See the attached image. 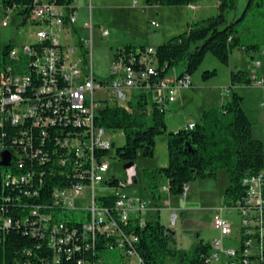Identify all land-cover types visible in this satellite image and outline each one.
Listing matches in <instances>:
<instances>
[{
    "label": "built area",
    "instance_id": "built-area-1",
    "mask_svg": "<svg viewBox=\"0 0 264 264\" xmlns=\"http://www.w3.org/2000/svg\"><path fill=\"white\" fill-rule=\"evenodd\" d=\"M5 11L2 25L10 24V14L17 15L20 24L33 26V41L20 46L10 44L8 49L4 47L0 52V176L7 184L32 185L39 177L35 170L16 175L5 162H22L25 158L45 162L49 154L37 144L38 141L45 142L48 130H55L59 133L57 144L68 154V161L62 159L60 163L66 167L67 174L77 175L79 180L68 187L54 188L53 199L81 223L82 230L79 236L77 229L71 231L63 223L52 228L53 232L62 233L59 237L53 235L49 242L54 250V261L80 250L81 246L76 245L75 240L81 238L86 241V247L94 249L102 234L113 238L105 244L107 250H119L126 264H140V255L134 248L139 239L133 233H125L121 225H128L132 219L139 220L142 225L146 220L142 213L147 210V203L124 191L134 182V174L128 181L115 176L108 178L110 163L107 155L115 144L109 138L112 130L97 126L96 118L101 108L107 105L128 107L141 93L152 95L154 101L167 111L168 105L177 100L179 91L192 87V75L169 72L158 81L151 79L158 65L157 48L145 46L144 50H137V56L124 49L115 51L111 76L107 79L98 77L93 66L84 63L86 39L77 42V46L62 42L63 34L67 36L75 29V0L72 5L34 0V7L26 14L16 7ZM151 25L160 27L157 21H151ZM107 34L105 30L104 35ZM251 78L256 84L264 85V79ZM8 124L24 128L19 136L13 137L12 145L5 142L9 135L5 131ZM195 125V122H189L186 126L192 129ZM100 150L108 154L98 157ZM72 160L74 162L69 164ZM114 180L118 182L117 186H112ZM242 181L247 187L246 196L236 210L241 217L240 228L248 237L244 254L256 255L264 264V172L248 174ZM100 183L107 184L110 192L98 194L96 186ZM185 189L187 192L189 186ZM164 190L169 191L167 185ZM86 191L90 192L88 197ZM110 196L114 197L112 205L100 203V197ZM83 201H86L84 205ZM233 210L220 206L214 213L213 225L224 237L233 227L224 213L230 214ZM33 213L38 214V211ZM133 213L137 216L133 217ZM177 217V209H173V225ZM11 223L10 219L4 221L5 227ZM211 244L218 251L210 254L207 261L220 257V240L213 239ZM225 254L238 257L237 249L225 250ZM77 264H89V261L78 260ZM95 264L107 263L102 256Z\"/></svg>",
    "mask_w": 264,
    "mask_h": 264
},
{
    "label": "trees",
    "instance_id": "trees-1",
    "mask_svg": "<svg viewBox=\"0 0 264 264\" xmlns=\"http://www.w3.org/2000/svg\"><path fill=\"white\" fill-rule=\"evenodd\" d=\"M1 1L4 9L16 7L23 10L24 14L34 7V0ZM52 1L58 5L74 3V0ZM146 2L152 6H178L190 5L196 0ZM254 4L260 6L263 2L249 0L248 7H253ZM236 6L237 0H218L216 14L189 22L187 30L157 46L158 65L151 79L158 81L181 63H185L184 72L192 75L202 65L208 53L213 54L221 63L228 64L230 54L235 48L239 47L247 52L258 50L259 44L245 43L239 33L237 25L244 16L228 23L226 13L236 9ZM4 47L8 49L10 44ZM122 49L137 56V50H144L145 46L126 43L115 51L122 52ZM135 65L138 69L139 65ZM216 74L215 69L205 70L202 76L207 80ZM240 83L252 84L251 76L244 71L232 72V86ZM243 100L242 95L232 91L230 100L221 107L204 111L201 122H197L194 128L184 126L177 131L167 132L165 108L154 100L150 102L149 94L141 93L133 98L128 107L107 105L101 108L96 125L107 130L121 129L124 132L126 142L117 148V157L126 163L134 162L140 152L145 157H153L157 137L161 134L167 135L168 165L145 171L152 189H156L161 178L165 177L169 192L184 196L185 187L190 182L217 178L218 172L224 170L229 181L224 192L225 206L231 210L236 209L246 196L247 187L243 184V178L248 174L264 172V145L253 135V122L243 108ZM5 128L9 134L5 142L10 145L13 137L24 129L10 124ZM55 133V130H48L45 142L38 141V147H44L43 151L49 154L45 162H38V158L5 162L6 166L11 167L13 174L20 175L35 170L39 177L30 185L7 184L0 176V264H77L78 260L95 264L102 256L107 264H126L122 256L120 263L108 262L105 257V244L113 238L102 234L99 235L94 249L92 246L86 247V241L81 238L75 240L76 245L81 246L80 250H76L73 255H63L58 262L54 261V250L49 242L53 235L59 237L62 233L57 234L52 228L63 223L71 231L77 229L79 236L82 230L81 223L53 199L54 188L68 187L79 180L77 175L67 174L66 167L60 163L62 159L68 161V154L57 144L59 133ZM97 154L98 157H103L108 152L100 150ZM73 162L72 160L68 163ZM111 184L117 186L118 182L114 180ZM99 201L101 204L112 205L114 197H100ZM34 210L38 214H34ZM43 216L47 218L43 219ZM8 219L12 223L5 227L4 221ZM121 228L128 235L133 233L138 237L134 248L140 255V264H165L169 256L177 255V250L171 247L173 231L167 229L160 218L146 219L142 225L139 220L132 219L128 225L122 224ZM240 231L241 246L237 250L240 264H263L261 260H257L256 255L244 254L248 237L244 236L242 228ZM212 248V244L200 240L194 250L181 254L178 264H205Z\"/></svg>",
    "mask_w": 264,
    "mask_h": 264
},
{
    "label": "rangeland",
    "instance_id": "rangeland-1",
    "mask_svg": "<svg viewBox=\"0 0 264 264\" xmlns=\"http://www.w3.org/2000/svg\"><path fill=\"white\" fill-rule=\"evenodd\" d=\"M217 2L218 0H196L192 4L197 6L194 10L191 4L152 6L148 5L146 0H77L79 8L75 29L67 36L63 34L62 42L77 46V42L86 39L88 53L84 60L85 65H92L98 77L107 79L111 76L113 52L119 48L118 46L131 42L136 46L157 48L173 36L187 30L189 22L216 14ZM248 2L249 0H237L236 9L228 11L226 19L231 23L244 16L237 25L239 33L245 43L259 44L260 48L250 52L239 47L235 48L230 54L228 64L221 63L213 54L208 53L199 69L192 74V87L178 92L177 99L184 92L181 102L175 106H173L175 102L168 105L165 117L167 132L177 131L191 120L201 122L204 111L221 107L230 100L231 92L236 91L244 98L243 108L253 122L254 137L260 139L264 145V85L256 84L255 81L250 85L240 83L232 86L231 84V73L238 71L248 74L254 72L257 79H264V0H255V3L263 2V5L254 4L253 7H248ZM5 13L0 0V52L8 44L20 46L32 42L33 26L20 24V18L12 13L10 24L4 27L2 21ZM152 20L157 21L160 27H153ZM90 23H92L91 27L88 26ZM105 30L109 31L106 36H104ZM214 69L217 74L205 80L202 76L203 72ZM184 70L185 63H181L170 73L180 74ZM149 99L150 102L154 100L152 95H149ZM170 112L174 114L171 115ZM110 132L109 138L115 146L107 155L110 163L108 178L115 176L128 181L134 174L137 182L126 186L124 191L130 196H139L142 199L155 198L153 194H156L161 207L160 214L153 213V216L160 218L166 228L173 231L171 247L177 250V255L169 256L165 264H178L181 254L194 250L200 240L211 244L213 239L221 242L220 257L206 261L205 264H228L232 261L240 264L239 257L225 254V250L240 249L239 212L234 209L230 214L224 213L233 224L228 236H222L213 225L214 210L216 211L219 206L225 207L226 204L224 192L229 184L226 172L220 170L217 178L194 180L196 181L194 191L190 189L194 181L190 182L185 197L164 190V185H168L165 177L156 189H152L145 171L168 165L167 135L161 134L157 137L153 157H145L140 152L133 167L126 169L124 167L126 161L117 157V148L126 142L125 134L121 129ZM86 192L88 197L90 192ZM96 192L107 194L110 188L107 184L100 183L96 186ZM166 199H170L171 203L165 205L163 202ZM85 202L83 201L82 204L84 205ZM175 208L178 217L173 225L172 212ZM216 251L218 250L212 248L210 254ZM105 257L109 263L121 262L119 250H107Z\"/></svg>",
    "mask_w": 264,
    "mask_h": 264
},
{
    "label": "crops",
    "instance_id": "crops-1",
    "mask_svg": "<svg viewBox=\"0 0 264 264\" xmlns=\"http://www.w3.org/2000/svg\"><path fill=\"white\" fill-rule=\"evenodd\" d=\"M75 5H76V7H77V15H78V8H79V5H78V3H77V0H75ZM215 7H218V2H217V4L215 5ZM191 8L192 9H196L197 8V6H195V5H192L191 4ZM230 11H232V10H230ZM238 13V12H237ZM77 21V20H76ZM152 21H155V20H152ZM88 26H92V23H90ZM108 34H109V31H108ZM107 34V35H108ZM104 36H106V35H104ZM131 43V42H130ZM124 44H126V43H124ZM124 44H121L120 46H122V45H124ZM120 46H118V47H120ZM253 69H255L254 67H253ZM254 71V70H253ZM249 74H251V75H253V76H255V74H254V72L253 73H250L249 72ZM257 76V75H256ZM255 76V77H256ZM258 78V77H257ZM185 90V89H184ZM182 91V90H181ZM180 92V91H179ZM184 94V92L180 95V97H179V99H177L176 101H175V104L173 105V106H175V105H177V104H179L180 102H181V99H182V95ZM171 112H173V111H171ZM170 112V113H171ZM174 113H171V115H173ZM189 122H195V123H197L198 121H195V120H191V121H189ZM189 122H187L186 124H185V126L189 123ZM156 143H157V139H156ZM168 152V151H167ZM155 168H159V167H154L153 169H155ZM164 178V177H163ZM163 178H161V180H160V182L163 180ZM137 182V180H136V178L134 179V183H136ZM196 181H194V182H192V187H190V189L192 190V191H194V188H195V183ZM198 184V183H197ZM186 196V195H185ZM184 196V197H185ZM139 197V196H138ZM153 197H155V198H151V197H148V198H146V199H142L141 197H139V198H141L143 201H145L146 203H147V210H145V211H143V216L147 219V220H152V219H154V216H153V213H156V214H158L159 213V211H160V207H161V205H160V200H157V198H156V194H153ZM160 197V196H159ZM165 205L166 204H170L171 203V200L170 199H166V200H164V202H163ZM220 207V206H219ZM176 209V208H175ZM180 209V208H179ZM214 213H215V210H214ZM214 213L212 214V217L214 216ZM160 214V213H159ZM133 215V217H135V216H137V214L136 213H133L132 214Z\"/></svg>",
    "mask_w": 264,
    "mask_h": 264
},
{
    "label": "water",
    "instance_id": "water-1",
    "mask_svg": "<svg viewBox=\"0 0 264 264\" xmlns=\"http://www.w3.org/2000/svg\"><path fill=\"white\" fill-rule=\"evenodd\" d=\"M133 165H134V162H129V163H126V164L124 165V167H125L126 169H130V168L133 167Z\"/></svg>",
    "mask_w": 264,
    "mask_h": 264
}]
</instances>
